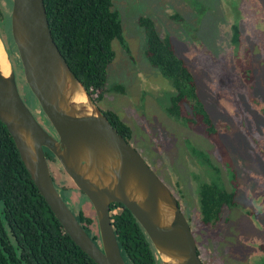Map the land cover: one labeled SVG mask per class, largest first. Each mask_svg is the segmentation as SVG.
Returning <instances> with one entry per match:
<instances>
[{
    "label": "rangeland",
    "instance_id": "rangeland-1",
    "mask_svg": "<svg viewBox=\"0 0 264 264\" xmlns=\"http://www.w3.org/2000/svg\"><path fill=\"white\" fill-rule=\"evenodd\" d=\"M10 2L0 0L8 13ZM112 8L119 12L128 49L113 42L115 56L107 67L104 92L93 94L95 104L130 127L128 143L178 200L203 264H259L264 258V0H112ZM140 17L153 20L160 36L170 38L189 67L214 133L191 128L168 114L174 90L146 58ZM0 34L11 51L19 93L37 115L31 103L35 100L23 89L10 36ZM115 85L123 90H114ZM191 149L208 155L219 168L221 184L236 192L235 207L225 208L214 226L200 220L197 190L208 178ZM49 167L61 195L62 184L72 187L68 196L62 195L71 210H89V201L60 165L53 161ZM88 230L93 233L96 227Z\"/></svg>",
    "mask_w": 264,
    "mask_h": 264
},
{
    "label": "water",
    "instance_id": "water-1",
    "mask_svg": "<svg viewBox=\"0 0 264 264\" xmlns=\"http://www.w3.org/2000/svg\"><path fill=\"white\" fill-rule=\"evenodd\" d=\"M10 27L20 69L37 101L35 112L43 120L20 95L0 37V121L64 231L96 264H126L109 213L111 204L121 203L143 227L162 264H203L175 196L112 126L60 53L44 1L12 0ZM45 149L88 199L97 240L55 187Z\"/></svg>",
    "mask_w": 264,
    "mask_h": 264
},
{
    "label": "trees",
    "instance_id": "trees-1",
    "mask_svg": "<svg viewBox=\"0 0 264 264\" xmlns=\"http://www.w3.org/2000/svg\"><path fill=\"white\" fill-rule=\"evenodd\" d=\"M43 1L54 42L95 103L93 94L105 90L107 67L115 56L113 42L117 41L125 50L128 49L122 35L119 12L112 8V0ZM6 2L9 4V1ZM139 24L145 32L148 62L169 80L174 90L167 107L168 114L191 128L201 126L207 134L214 133L215 125L198 94L192 72L175 51L170 38L160 36L149 17H140ZM1 31L10 36V45L17 54L11 35L10 13L0 3ZM238 40V30L233 25L232 41L236 43ZM5 47L10 54L9 48ZM22 81L24 91L35 100L31 103L36 106L37 101L23 73ZM113 89L123 90L121 85H115ZM104 115L126 141L131 138L130 127L121 123L114 113L106 111ZM34 116L39 121L38 115ZM191 153L203 164L208 178L199 183L197 190L200 220L205 226H214L225 208L235 207L236 192L227 190L221 184L223 180L219 168L208 155L197 149H191ZM45 157L49 165L50 162H57L46 149ZM71 190L72 187L62 184V195L68 196ZM109 213L126 264H162L145 230L123 204H111ZM75 215L88 233L89 227H96L92 207L87 210L80 206ZM89 235L93 240L99 238L94 232ZM0 264H96L62 228L31 179L10 133L1 121ZM259 264H264V258Z\"/></svg>",
    "mask_w": 264,
    "mask_h": 264
},
{
    "label": "flooded vegetation",
    "instance_id": "flooded-vegetation-1",
    "mask_svg": "<svg viewBox=\"0 0 264 264\" xmlns=\"http://www.w3.org/2000/svg\"><path fill=\"white\" fill-rule=\"evenodd\" d=\"M36 115V114H35ZM39 117H40V122H42V117H41V115H39V114H37ZM50 172H51V176H52V180H53V183H54V185H55V187L57 188V190H58V180H57V176H56V173H55V171L53 170V168H51L50 167ZM60 192V191H59ZM178 201V200H177ZM179 203V202H178ZM179 207H180V205H179ZM187 219V221L189 222V220H188V218H186ZM190 224V223H189ZM197 250H198V247H197ZM198 255H199V257L201 258V256H200V254H199V250H198ZM202 259V258H201ZM203 261V260H202ZM203 263V262H202Z\"/></svg>",
    "mask_w": 264,
    "mask_h": 264
}]
</instances>
